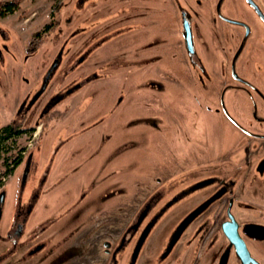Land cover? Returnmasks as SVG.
<instances>
[{
	"label": "rangeland",
	"instance_id": "1",
	"mask_svg": "<svg viewBox=\"0 0 264 264\" xmlns=\"http://www.w3.org/2000/svg\"><path fill=\"white\" fill-rule=\"evenodd\" d=\"M227 14L231 0H23L0 21V126H38L0 153V173L10 155L32 160L29 175L21 165L0 184V264H241L222 223L231 206L242 227H264V140L243 131L264 132V56L257 47L245 71L241 53L264 40L244 47ZM35 189L27 234L53 223L55 236L39 252L13 250L6 232ZM242 236L264 264V240Z\"/></svg>",
	"mask_w": 264,
	"mask_h": 264
},
{
	"label": "flooded vegetation",
	"instance_id": "2",
	"mask_svg": "<svg viewBox=\"0 0 264 264\" xmlns=\"http://www.w3.org/2000/svg\"><path fill=\"white\" fill-rule=\"evenodd\" d=\"M22 2L23 0H0V21L4 20L9 15H12L17 10H19ZM242 2H244L246 10L243 15H240L241 19H237L235 18L236 13H234L236 11V5L239 6V4ZM56 6L57 7L60 6V1L56 2ZM57 7L56 9H58ZM219 8H221V4H219ZM223 17L225 20L231 21V24H235L236 26H239L243 29L244 47L246 44H248V42H250L251 39H255L256 37H260L262 40H264V0H231V17H230V14L224 15ZM57 26L58 25L56 22H52L51 24H48L43 30L32 34L31 48L25 47L24 48L25 51L22 53L26 60L29 58L30 55L34 57L35 53H37L38 51L42 49L41 47L42 40L44 39L45 36H49L51 33H53ZM14 31L17 33L16 30ZM36 34H41V35L35 38ZM3 35L5 39L9 37L8 35H5V34ZM259 46H260L259 50H261V53L264 56V45L262 44L259 45L256 40L251 41L249 45V49L246 52H244L243 50L241 51L243 56L247 55V58L246 57L244 58V63L242 64L243 69H245V71L250 64V62H248L250 60L249 54H251V52H253ZM10 49H11L10 47L7 48L8 51L6 52L8 54H9ZM65 53L66 52L63 50L58 51L55 56H53V53H52V57H54V61L51 65L50 70H48L47 74L42 79L40 89L38 90L36 95L32 97V99H30L29 101L25 99V102L23 103L24 106L26 107L24 108L22 106L20 112H23L24 116L33 115L38 110L39 106L35 108V104L38 102L40 97H42L41 95H43L44 92L47 90V85H48V81L50 80L51 73L56 68L58 61L63 57V54ZM193 55L194 53L190 54L191 57ZM2 57H3V53L0 52V63L3 60ZM239 72H240L239 67L238 68L236 66L234 68L232 67V74L234 76V79H238L239 81H241L242 76L239 74ZM255 87L259 95L264 96V91L257 86ZM53 103H54L53 101L48 102L46 105V108L49 107L51 104L53 105ZM15 124H21V123H15ZM21 125L25 128L31 129V132H29V134H26V135H33L36 132V129L38 127V126L37 127H27V126H24L23 124ZM243 131L245 132L246 135L253 137L256 140H264V132L261 133V132H256V131H250L247 129H244ZM21 153H22V156H21V161L19 163V166L21 165L26 166V175H29L30 172L32 171V163H31L32 160L31 158H28L24 161L23 155L25 153L24 152H21ZM26 162H28L27 165H26ZM45 171L46 173L44 177H42L41 179V184H44L45 181H47L48 176H49V171L47 170ZM221 194L223 195V192H221L220 195ZM32 195L33 197L30 199V202L27 206L19 207L17 209V213L14 217L13 225L10 228H8L6 232L5 237L7 238V240L11 242L13 250L18 251V250H26L30 248L33 252H36V251L39 252L42 249H44L46 245L48 244V242L50 240H53V236H55L53 235V233L50 232V229H49L53 223H49V224L42 223L36 228H33L27 234L28 220L33 211V204H34L33 201L34 199L35 200L38 199L39 189L38 190L35 189ZM220 195L218 194L217 198ZM198 213L199 212H196L194 215H192V217H190L186 222H184V224H187L188 222H190L194 218V216L197 215ZM238 224H239V233L242 238H243L242 234H244L256 240H264V227L259 226V225H244L242 227L240 223ZM34 241H36V243L32 244ZM228 243H229L227 247L228 254L229 255L231 254V250L234 251V253L236 254L234 246H231L229 241ZM106 244H107V240H105V245Z\"/></svg>",
	"mask_w": 264,
	"mask_h": 264
},
{
	"label": "water",
	"instance_id": "3",
	"mask_svg": "<svg viewBox=\"0 0 264 264\" xmlns=\"http://www.w3.org/2000/svg\"><path fill=\"white\" fill-rule=\"evenodd\" d=\"M184 30H185V39L188 52L190 54L194 53L193 40H192V31L190 24L187 18L184 17ZM4 200V194L0 197V202ZM228 220L222 224V231L231 246H234L237 257L240 259L242 264H260L249 251L245 240L241 237L239 233V224L235 219L234 215L231 213V206L227 211Z\"/></svg>",
	"mask_w": 264,
	"mask_h": 264
},
{
	"label": "trees",
	"instance_id": "4",
	"mask_svg": "<svg viewBox=\"0 0 264 264\" xmlns=\"http://www.w3.org/2000/svg\"><path fill=\"white\" fill-rule=\"evenodd\" d=\"M39 35L41 34H36L35 38H37ZM29 132H31V129L25 128L21 124L11 123L0 126V153L10 152V142L17 137L29 134ZM20 161L21 155H10L4 160V163L2 164L3 169L0 173V184L4 179L9 178L14 174L16 168L19 166Z\"/></svg>",
	"mask_w": 264,
	"mask_h": 264
}]
</instances>
